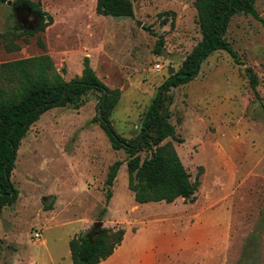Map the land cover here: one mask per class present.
Listing matches in <instances>:
<instances>
[{
    "label": "rangeland",
    "instance_id": "rangeland-1",
    "mask_svg": "<svg viewBox=\"0 0 264 264\" xmlns=\"http://www.w3.org/2000/svg\"><path fill=\"white\" fill-rule=\"evenodd\" d=\"M11 1L0 2V34L7 35L0 37V63L49 55L71 81L88 57L105 85L120 91L110 121L126 140L139 136L159 87L202 38L195 0H133V17L99 15L97 0H32L53 17L35 36L24 30L36 19L18 23ZM255 9L261 20L235 15L230 21L226 40L236 58L215 52L195 79L166 93L183 142L168 141L200 181L196 200L232 207L227 264H264V0ZM168 11L175 16L162 15ZM16 29L19 36L9 34ZM100 97L90 92L78 109L49 110L22 139L11 175L19 196L0 213V264H72V237L98 221L117 229L139 215L128 188V154L112 147L96 120ZM116 161L123 164L111 185Z\"/></svg>",
    "mask_w": 264,
    "mask_h": 264
},
{
    "label": "trees",
    "instance_id": "trees-1",
    "mask_svg": "<svg viewBox=\"0 0 264 264\" xmlns=\"http://www.w3.org/2000/svg\"><path fill=\"white\" fill-rule=\"evenodd\" d=\"M9 0H0L8 3ZM11 1V0H10ZM12 2V1H11ZM256 0H195L197 23L201 32L200 42L184 59L179 71L171 75L158 89L155 98L144 115L140 134L133 140L121 137L110 121V114L120 96L118 89H110L97 76L88 57L84 58L80 77L67 81L66 69L60 71L49 55H39L0 63V213L12 206L19 191L11 181L15 169L16 154L22 139L40 117L53 108L71 107L78 109L90 92H99L98 107L101 109L96 120L115 150L123 149L128 154V188L138 204L149 202L172 203L178 198L194 202L200 186L198 177L193 181L183 165L173 143L175 126L171 123L170 103L166 93L172 88L191 82L200 72L202 63L218 51H226L233 58L236 53L226 40L230 21L235 15L259 16L255 9ZM16 20L33 16L36 25L26 28L24 33L35 36L53 24V17L44 11L39 2L15 0L12 3ZM96 11L102 16L133 17V0H97ZM162 15L175 16L173 11ZM261 20V19H259ZM19 31H10L17 37ZM0 37H7L6 33ZM8 51L12 48L6 46ZM252 84L255 75L247 70ZM146 153L142 157V153ZM116 161L110 166L108 183L112 185L122 166ZM111 194L106 196L107 202ZM50 207H48L49 209ZM124 229L108 228L95 222L87 234H79L69 241L73 264H98L110 257L121 244Z\"/></svg>",
    "mask_w": 264,
    "mask_h": 264
},
{
    "label": "crops",
    "instance_id": "crops-1",
    "mask_svg": "<svg viewBox=\"0 0 264 264\" xmlns=\"http://www.w3.org/2000/svg\"><path fill=\"white\" fill-rule=\"evenodd\" d=\"M196 199L133 202L139 215L122 223L121 244L98 264H227L232 207L202 206Z\"/></svg>",
    "mask_w": 264,
    "mask_h": 264
},
{
    "label": "built area",
    "instance_id": "built-area-1",
    "mask_svg": "<svg viewBox=\"0 0 264 264\" xmlns=\"http://www.w3.org/2000/svg\"><path fill=\"white\" fill-rule=\"evenodd\" d=\"M158 67H159V65H158ZM34 238L37 241L40 240L41 239V234L40 233H35Z\"/></svg>",
    "mask_w": 264,
    "mask_h": 264
},
{
    "label": "water",
    "instance_id": "water-1",
    "mask_svg": "<svg viewBox=\"0 0 264 264\" xmlns=\"http://www.w3.org/2000/svg\"><path fill=\"white\" fill-rule=\"evenodd\" d=\"M8 4H11V1L10 0L8 1ZM173 72H174V70L171 71V73H173Z\"/></svg>",
    "mask_w": 264,
    "mask_h": 264
}]
</instances>
